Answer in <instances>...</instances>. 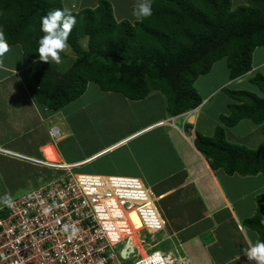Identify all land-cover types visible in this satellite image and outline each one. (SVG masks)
<instances>
[{
    "label": "trees",
    "instance_id": "16d2710c",
    "mask_svg": "<svg viewBox=\"0 0 264 264\" xmlns=\"http://www.w3.org/2000/svg\"><path fill=\"white\" fill-rule=\"evenodd\" d=\"M242 1L245 6L234 8L231 0H152V15L142 21L115 19L114 6L107 0H98L94 8L69 11L76 17L68 37L75 59L65 72L55 62L41 61L37 53L43 35L40 19L54 9L66 10L63 0H0V29L9 47L18 46L34 61L24 80L34 101L45 108L56 112L93 84L101 92L121 94L130 101L159 93L165 98V113L176 117L201 105L194 83L209 74L216 62L225 59L230 80L251 72L254 51L264 48V0ZM133 2L132 13L137 0ZM81 39L87 40L85 49ZM249 83L264 96V72L256 73ZM224 92L239 104H230L229 114H222L220 122L233 128L249 120L261 126L264 137V98L245 91ZM193 145L212 171L264 175V141L257 150L232 145L219 126L212 137L195 133ZM114 152L93 163L111 165ZM89 174L113 176L101 169ZM254 201L255 214L242 225L264 241V194Z\"/></svg>",
    "mask_w": 264,
    "mask_h": 264
},
{
    "label": "crops",
    "instance_id": "0c3cea01",
    "mask_svg": "<svg viewBox=\"0 0 264 264\" xmlns=\"http://www.w3.org/2000/svg\"><path fill=\"white\" fill-rule=\"evenodd\" d=\"M127 1L130 2L123 1V4L128 7L133 16L131 20H137L131 12V7L135 2ZM96 5L97 2L91 8ZM9 48V52L0 62V150L9 153L7 155L0 152V178L2 179L0 180V205L4 204L3 198L6 196H10L13 200L52 180V174L54 175L52 170L39 168L40 166L31 162V160H39L43 163L46 160L47 162L46 156L51 153L44 151L43 156L42 151L46 147L51 148L49 151L53 149L60 162H64L60 165L84 168L112 150L137 142L140 138L151 135L153 131H161L162 136L169 141L171 146L167 150L171 154V161H174L177 166L169 170L162 154L154 149L156 143L151 141L146 142V145L150 147L146 149L148 150L147 156H138L133 160L132 164L135 168L140 166L139 169L141 167L145 169L147 168L145 162L149 158L148 162L152 166H149L146 171L159 174L160 169L168 168L165 170L168 179L166 180L167 187L160 184L161 188L158 190L152 187L150 190L147 189L141 180L143 191L147 193L143 199L146 207L140 210L142 218L138 216L137 211L138 214L133 212L134 215L133 213L130 215V246L139 249V243L134 234L141 230L142 225L145 229L148 228L150 234H155L156 229L157 233L163 230L159 233L162 235V240L175 245L177 257H186L192 264H256L254 260H249L242 250L249 247V240L255 243L258 235L244 227L242 222L254 216L255 197L264 194V178H260L262 174L252 177L255 180L240 181L236 174L229 176L222 170L212 171L206 159L194 148L193 140L195 133L204 137H212L216 127L222 126L227 143L239 144L249 150H257L262 146L264 137L261 134V126L258 125L256 130H253L252 126L240 121L233 128H227L220 122L219 118L222 114H219L218 123L209 129V118L206 115L212 113V110L208 108L211 101L221 93L226 95L224 90L248 92L245 89L247 87L241 88V86L245 84L251 86L250 78L256 73L264 72V61L254 66L252 59L251 72L236 80L229 79L225 61L226 79L213 85L210 83L206 85L207 82H204L198 89L196 85L199 82H195L194 89L199 94L202 103L194 111L169 117L165 113L164 99L163 115L153 117L145 127L142 123L128 136L111 143L113 145L101 146L87 156L68 158L59 153L57 145L68 135L56 118L62 108L54 112L34 101L24 80L27 69L34 61L26 58L19 47V52L15 51L16 48ZM14 52L19 53V58L24 60L21 65L18 64L19 60H15ZM219 62H216L210 73L203 77L211 75ZM216 75L220 76V73L217 71ZM254 95L260 99L264 98L262 94L261 96ZM225 102L227 112H229L230 104H239L229 97ZM227 112L223 115L227 116L229 114ZM203 117H207L208 120L201 122ZM57 125L61 126L62 133L59 132L58 138L53 140L49 135L50 130L57 128L59 131ZM187 125L190 128L186 129ZM242 125L248 128L245 135L238 136L236 132L231 133L236 127L239 128ZM136 151L138 152L139 149L132 147L127 152L131 153V159ZM50 162L47 163L54 165ZM133 177L141 179L139 176ZM149 193L153 194L152 198L160 207V213L153 206ZM147 201L150 204H147ZM133 216L138 220L134 221ZM169 255L172 257V253Z\"/></svg>",
    "mask_w": 264,
    "mask_h": 264
},
{
    "label": "built area",
    "instance_id": "2783aa9c",
    "mask_svg": "<svg viewBox=\"0 0 264 264\" xmlns=\"http://www.w3.org/2000/svg\"><path fill=\"white\" fill-rule=\"evenodd\" d=\"M58 136L52 128L50 137ZM31 162L60 174L13 199L11 207L0 205V264H192L186 257L166 260L161 252L145 260L128 245L126 212L136 208L142 218L140 210L146 207L139 179L72 173L76 167ZM141 232L150 234L148 228ZM155 234H150L152 241ZM126 245L131 251L122 258Z\"/></svg>",
    "mask_w": 264,
    "mask_h": 264
},
{
    "label": "rangeland",
    "instance_id": "374dc122",
    "mask_svg": "<svg viewBox=\"0 0 264 264\" xmlns=\"http://www.w3.org/2000/svg\"><path fill=\"white\" fill-rule=\"evenodd\" d=\"M97 1L98 0H63V6L66 10L75 12L76 10L79 11L84 8H91L92 5H94V3H96ZM107 1L110 2L112 6H114L115 19H119L120 16L123 18H128L126 20H130V17L133 18L128 10V7H125V5L123 4V1H130ZM231 2L234 8L246 5L242 0H231ZM86 43V39H81L79 41L80 46L84 49L86 48ZM11 48H16L15 51L19 52L18 47ZM18 54L14 52L15 60H19L18 64L21 65L22 61L24 60L20 59ZM61 56L62 62L58 64V66L60 71L65 72L74 61L75 55L69 48L64 53H62ZM251 58L253 59L254 66H258L261 62L264 61V48H257L255 50V54ZM224 66L225 60H221L219 62V65H217L213 69L214 71L213 73H211V75H208L206 77H199L195 81L196 83L199 82L196 85V88L198 89L199 86L204 84V82H207L206 85H209V83L213 85L217 84L220 80L226 79L227 74L224 70ZM217 71L220 73V76L216 75ZM242 87H247L245 89H247L248 92L261 96V93H259V91L252 85L246 86L245 84V86H241V88ZM152 94L154 95H150L141 101H130L124 98L121 94L104 93L101 92L96 85L88 84L86 91L79 99L70 103L65 108H62V110L59 111L56 115L57 122L60 121L63 130H65L68 134L57 144L59 153L68 158H82L89 155L94 150L99 149V147L101 146H106L111 142H115L128 136L131 132L135 131L138 126L142 125V123H144L145 127L150 121H152L151 119L153 117L163 115L165 98L159 93ZM227 99L228 96L221 93L217 95L213 99V101H211L212 103H210V107L208 108L212 110V113L211 115H206L209 118V129H211L212 126L218 123L217 117L219 114H224V112H227L225 102L227 101ZM207 117H203L201 122H206L208 120ZM242 121L252 126L253 130H256V128L258 127V125L253 124L249 120ZM61 126L57 125L60 133H62ZM247 131L248 128L243 127L242 125L239 128L236 127L235 131H231V133L236 132L238 136H242L245 135ZM257 132L258 130L255 132V134H257ZM149 141L156 143L154 149H156L157 151L159 150V153L162 154L163 160H166L167 167L170 168L169 170H173V168H175L177 165L174 161H171V154L167 151L171 148V146L169 145V141L164 139L161 131H153L151 135L140 138L137 142L129 143L123 147L117 148L113 156L111 157L112 159H114V162L111 165H106V167L99 166V168H97L95 166H98V164L93 163L84 168H80V166L78 168H73L71 169V172L89 174L97 170L100 171L101 169L103 170V173L113 176H139L144 186L149 190L151 189V187L154 190H158L159 188H161L160 184L167 187L166 180L168 178L165 170L168 168L164 167L160 169V174L154 171H146L149 166H152V164L148 162L149 158H147L145 162V166L147 167L145 169L143 167H141L142 170L139 169L140 166L138 168H135L132 164L134 162L133 160L138 156H147L146 153L148 152V150L146 149H149L150 147L146 144L149 143ZM132 147L139 149L138 152L136 151V154H132L133 159L130 158L131 153H127L132 149ZM42 153L44 156V149ZM61 162L64 164L63 161ZM237 177L240 181H246L254 179L252 177L255 176L242 177L238 175ZM54 178L55 175L52 174V179ZM260 178H264V175H260ZM0 180L2 179L0 178ZM152 200H154V198H152ZM147 204H150V202L147 201ZM154 205L160 213V207L157 205V203H154ZM137 212H135V214H138ZM138 216H140V214ZM132 219L134 221L138 220L137 218H135V216H133ZM128 224L129 226L126 233L130 236L131 224L130 222H128ZM151 237L152 236L146 232H141L138 234L137 242L139 243L140 250L138 251L140 252V254H144L145 252L146 255H150L153 252H161L164 254L172 253V258L177 257V247L175 245H171L170 242L163 241L161 234H155L153 236V241L151 240ZM122 246L123 245L120 244L118 248H122Z\"/></svg>",
    "mask_w": 264,
    "mask_h": 264
},
{
    "label": "clouds",
    "instance_id": "9594fccd",
    "mask_svg": "<svg viewBox=\"0 0 264 264\" xmlns=\"http://www.w3.org/2000/svg\"><path fill=\"white\" fill-rule=\"evenodd\" d=\"M133 15L141 21L147 17H150L152 15V0H137V4L133 8ZM75 25L76 17L71 15L68 10L54 9L43 15L40 19V31L43 33V35L39 39L37 48L39 59L45 62L51 61L55 62L56 64H60L62 62L61 54L70 48L68 37ZM9 50L10 48L5 37V33L2 29H0V62H2L3 57L9 52ZM186 113L187 112H185V114ZM54 172L58 173V175L60 174L58 171L54 170ZM139 180L141 181V179ZM149 196L152 200V195L150 193ZM3 203L11 207L13 202L10 196H6L3 198ZM154 203L155 202L153 200V206H155ZM261 223H264V220H262ZM159 233L160 232L156 234ZM242 252L249 260H254L256 264H264V241L257 240L255 243H253L251 240H249V247L242 250Z\"/></svg>",
    "mask_w": 264,
    "mask_h": 264
},
{
    "label": "bare ground",
    "instance_id": "6f19581e",
    "mask_svg": "<svg viewBox=\"0 0 264 264\" xmlns=\"http://www.w3.org/2000/svg\"><path fill=\"white\" fill-rule=\"evenodd\" d=\"M51 148L50 147H46L45 149H44V151L46 152V153H51V154H49V155H47L46 156V158L49 160H47V162H50V163H54V165H52V166H60V160L58 159L59 157L56 155V153H55V151L52 149L51 151H49ZM46 161H45V164H48L49 165V163H47ZM111 204H112V202H111ZM140 205H142L141 203H139ZM143 208H144V206H143ZM137 210H136V208L135 209H131V212H126V214H127V216L129 217L133 212L135 213ZM130 219V218H129ZM144 225V224H143ZM140 228H141V230H139V231H136L135 232V237L136 238H138V234L142 231V230H144L145 229V227H143L142 225L140 226ZM128 245L130 246V244H129V242H128ZM135 248V247H134ZM139 249H137V252L139 253V255H140V257H142V258H144L145 260L147 259L146 257H147V255H145V252H144V254H140V252L138 251ZM164 256H166V260H168V259H170V255L169 254H164Z\"/></svg>",
    "mask_w": 264,
    "mask_h": 264
},
{
    "label": "water",
    "instance_id": "95a60500",
    "mask_svg": "<svg viewBox=\"0 0 264 264\" xmlns=\"http://www.w3.org/2000/svg\"><path fill=\"white\" fill-rule=\"evenodd\" d=\"M131 250L130 249H128V247H127V245L122 249V251H121V257L122 258H125L126 257V255H127V253H129Z\"/></svg>",
    "mask_w": 264,
    "mask_h": 264
}]
</instances>
